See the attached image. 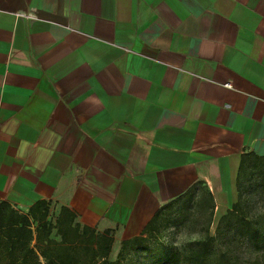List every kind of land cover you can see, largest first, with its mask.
Segmentation results:
<instances>
[{"label":"crops","instance_id":"crops-1","mask_svg":"<svg viewBox=\"0 0 264 264\" xmlns=\"http://www.w3.org/2000/svg\"><path fill=\"white\" fill-rule=\"evenodd\" d=\"M229 85V86H226ZM264 156V0H0V201L140 235L190 191L227 211Z\"/></svg>","mask_w":264,"mask_h":264},{"label":"trees","instance_id":"trees-1","mask_svg":"<svg viewBox=\"0 0 264 264\" xmlns=\"http://www.w3.org/2000/svg\"><path fill=\"white\" fill-rule=\"evenodd\" d=\"M264 167V156L254 153L243 154L235 178L234 199L219 220V228L234 230L239 240L251 243L256 256L255 264H264V213L251 218L240 211L241 187L244 174L249 165ZM195 191H190L179 199L163 205L144 227L140 235L119 242L113 250L114 230L97 231L76 221V215L68 208L61 207L55 217H49L50 203L37 201L26 214H21L8 203L0 201V264H123L128 254V247L140 245L145 237H152L158 232L160 217L172 209L179 201H193ZM198 202L205 203L213 211V203L209 193H202ZM207 239V238H206ZM205 239V240H206ZM197 242L203 248L193 251L192 255L182 256L170 252L166 257H157L162 264H203L210 253L206 249L208 243ZM212 241L213 239L208 238ZM117 253L115 260H110L112 251ZM194 250V249H193ZM225 264H232L228 254L221 256Z\"/></svg>","mask_w":264,"mask_h":264},{"label":"rangeland","instance_id":"rangeland-1","mask_svg":"<svg viewBox=\"0 0 264 264\" xmlns=\"http://www.w3.org/2000/svg\"><path fill=\"white\" fill-rule=\"evenodd\" d=\"M235 180L233 182L234 192ZM240 211L247 218L264 213V167H253L249 165L244 174V181L241 187ZM202 193H195L193 201H179L175 206L166 211L160 217L158 232L152 237H145L140 245L128 247V254L123 260V264H162L157 262V257H166L171 251L182 256L192 255L193 251H201L203 248L197 242L208 243L206 249L210 253L209 258L203 264H225L221 256L228 254L232 264H255L256 252L251 243L246 240H239L234 230L226 231L219 228V220L226 211L209 210L208 206L199 201L203 197ZM234 196V194H233ZM50 218L55 217V212L50 210ZM170 226H175L176 232L168 233L166 230ZM183 233L186 240L180 247L175 246L178 233ZM165 237L167 239L165 240ZM194 238V239H193ZM208 238H212L210 241ZM119 242L113 243V250L118 248ZM194 249V250H193ZM119 250V248H118ZM111 252L109 259L115 260L117 253Z\"/></svg>","mask_w":264,"mask_h":264},{"label":"clouds","instance_id":"clouds-1","mask_svg":"<svg viewBox=\"0 0 264 264\" xmlns=\"http://www.w3.org/2000/svg\"><path fill=\"white\" fill-rule=\"evenodd\" d=\"M166 231L168 233L176 232V228H175V226H170ZM166 239H167V237H165V240ZM185 240H186V238H185L184 234L182 232L181 233H178L177 234L176 241H175V246L176 247H180L182 245V243L185 242Z\"/></svg>","mask_w":264,"mask_h":264},{"label":"built area","instance_id":"built-area-1","mask_svg":"<svg viewBox=\"0 0 264 264\" xmlns=\"http://www.w3.org/2000/svg\"><path fill=\"white\" fill-rule=\"evenodd\" d=\"M226 86H229V85H226Z\"/></svg>","mask_w":264,"mask_h":264}]
</instances>
